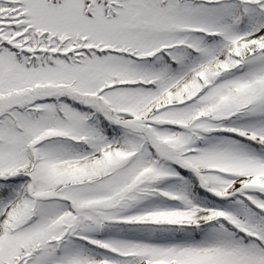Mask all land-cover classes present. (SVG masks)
Here are the masks:
<instances>
[{
	"label": "snow or ice",
	"instance_id": "obj_1",
	"mask_svg": "<svg viewBox=\"0 0 264 264\" xmlns=\"http://www.w3.org/2000/svg\"><path fill=\"white\" fill-rule=\"evenodd\" d=\"M0 264H264V0H0Z\"/></svg>",
	"mask_w": 264,
	"mask_h": 264
}]
</instances>
